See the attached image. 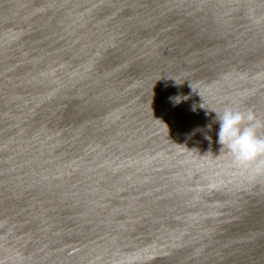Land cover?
<instances>
[{
  "label": "water",
  "instance_id": "1",
  "mask_svg": "<svg viewBox=\"0 0 264 264\" xmlns=\"http://www.w3.org/2000/svg\"><path fill=\"white\" fill-rule=\"evenodd\" d=\"M226 107L264 121V0H0V264H264Z\"/></svg>",
  "mask_w": 264,
  "mask_h": 264
},
{
  "label": "clouds",
  "instance_id": "2",
  "mask_svg": "<svg viewBox=\"0 0 264 264\" xmlns=\"http://www.w3.org/2000/svg\"><path fill=\"white\" fill-rule=\"evenodd\" d=\"M214 112L220 125L218 142L222 148L228 149L239 166L264 172V136L257 134V130L264 127V121L258 120L251 111L231 107H226L222 113Z\"/></svg>",
  "mask_w": 264,
  "mask_h": 264
}]
</instances>
